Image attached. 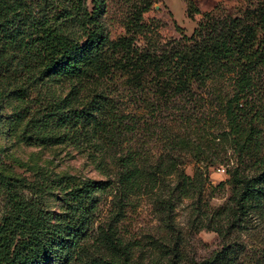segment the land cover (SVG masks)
Wrapping results in <instances>:
<instances>
[{
	"label": "rangeland",
	"instance_id": "1",
	"mask_svg": "<svg viewBox=\"0 0 264 264\" xmlns=\"http://www.w3.org/2000/svg\"><path fill=\"white\" fill-rule=\"evenodd\" d=\"M240 3L0 0V251L33 244V264H264V197L237 210L241 157L218 86L168 97L116 69L82 78L43 57L50 29L79 42L97 30L117 56L158 55L188 43L203 12ZM88 101L113 112L75 136L59 117ZM181 172L197 175L182 186Z\"/></svg>",
	"mask_w": 264,
	"mask_h": 264
},
{
	"label": "trees",
	"instance_id": "2",
	"mask_svg": "<svg viewBox=\"0 0 264 264\" xmlns=\"http://www.w3.org/2000/svg\"><path fill=\"white\" fill-rule=\"evenodd\" d=\"M190 8L199 11L192 2ZM50 30L44 32V37L50 39L44 60L52 65L55 59L62 61L61 69L76 77L101 78L116 69L135 86L147 80L168 97L184 92L191 96L194 85L202 89L218 86L212 88V97L221 108L228 127L226 133L241 157L230 171V178L236 179L241 188L236 197L237 210L245 212L264 197V0H242L234 12L215 5L203 12L192 33L185 36L188 43L158 55L143 50L135 55L117 56L113 53L117 43H110L113 52H109L106 48L109 43L97 30L89 32L82 42ZM97 101L101 104V100ZM112 112L110 109L102 116L101 105L88 101L81 109L62 113L59 119L71 122L75 127L71 132L78 136L81 131L88 134L92 127L101 130ZM250 166L255 171H242ZM125 170V179L132 180L135 170L131 167ZM195 175L197 172L193 175L181 172L182 186ZM80 188L71 189V195L78 197ZM57 233L63 238L66 235L65 230ZM35 256L33 244L17 246L10 252L0 251V264H33Z\"/></svg>",
	"mask_w": 264,
	"mask_h": 264
},
{
	"label": "built area",
	"instance_id": "3",
	"mask_svg": "<svg viewBox=\"0 0 264 264\" xmlns=\"http://www.w3.org/2000/svg\"><path fill=\"white\" fill-rule=\"evenodd\" d=\"M221 171H224V169L222 168Z\"/></svg>",
	"mask_w": 264,
	"mask_h": 264
}]
</instances>
